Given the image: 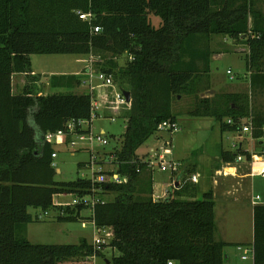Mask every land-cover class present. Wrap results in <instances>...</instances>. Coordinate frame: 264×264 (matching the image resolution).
Listing matches in <instances>:
<instances>
[{"label":"trees","instance_id":"trees-1","mask_svg":"<svg viewBox=\"0 0 264 264\" xmlns=\"http://www.w3.org/2000/svg\"><path fill=\"white\" fill-rule=\"evenodd\" d=\"M152 16L160 19L157 27ZM213 36L242 42L251 91L264 89L260 0H0V264H93L89 257L94 249L85 239L78 244L30 243L25 228L41 219L29 213L31 208L53 212L57 222L87 220L96 229H108V247L118 255L103 264H224L226 244L215 240L211 191L196 199L194 184L181 172L177 187L154 201L151 180L146 188L139 186L146 166L136 155L159 124L176 120L171 106L182 95L195 96L187 115L213 118L221 133H240L251 117L252 137L264 142V114L253 112L247 94L200 97L211 89ZM90 53L102 57L97 66L113 74L130 95L128 109L117 115L126 117L119 147L102 153L99 162L113 165L127 179L124 184L93 183L85 177L55 181L54 149L40 142V134L63 128L67 120L88 119L90 96L73 91L80 89V77L74 74L49 77L50 89L68 92L43 93L30 56ZM122 56L126 61L119 65ZM19 75L24 84L17 91L13 79ZM239 155L250 160L242 150L220 152L223 162ZM109 195L111 200H103ZM60 196H97L104 203H97L87 218L81 215L89 206H62L56 200ZM252 247L253 264H264V204L253 207Z\"/></svg>","mask_w":264,"mask_h":264},{"label":"rangeland","instance_id":"rangeland-1","mask_svg":"<svg viewBox=\"0 0 264 264\" xmlns=\"http://www.w3.org/2000/svg\"><path fill=\"white\" fill-rule=\"evenodd\" d=\"M160 23V19L157 17H151V24L154 27ZM225 39V38H224ZM218 37L214 41V50L220 51L223 55L220 58H214L211 61V81L210 90H214V94H222L227 88L235 86L246 75L244 54L246 51L242 49L246 48L241 41L226 39ZM225 42V44H224ZM119 65L125 64L126 56H122L117 59ZM31 70L34 74L40 77L38 85L43 93H60L68 92L67 89H49V77L55 74H74L81 76V73L86 67L87 60L85 56L81 55H31ZM230 71V75L227 72ZM233 77L230 80L229 77ZM23 78L15 76L13 83L17 91L21 90ZM222 90V91H221ZM78 92H85L83 87ZM209 91V90H208ZM207 92V91H204ZM203 92V93H204ZM211 96V95H206ZM205 96V97H206ZM177 102H172L171 111L176 116V122L178 124V131L175 133H168L167 131H160L153 134L148 138L144 144H142L136 151V155L142 161H146L149 156L156 153L161 148H164V141L170 140L171 146L168 149L171 150L170 155L165 159L169 163H178L180 167L177 173H180L182 166L188 164H197L199 160L204 159L208 155L214 142L221 140L224 146H230L234 140V133L220 134L217 130H208L199 126L200 118H194L187 115V109L190 108L195 100L193 95H182L177 97ZM256 102L259 106H264V96L260 97ZM264 108V107H261ZM123 115V111L120 113ZM92 133L99 135L103 133L104 138L108 141L105 146L95 145L93 148L94 153L98 152L109 153L119 147V141L123 135L126 127V117H116L114 120L104 118L103 115L97 117L92 121ZM84 149V147H81ZM233 150V149H232ZM57 158L54 160L56 165L55 169V181L58 182H70L77 178L89 177L90 170L87 166H80L90 160V152L88 150L72 151L66 147H58L56 149ZM196 153V155H194ZM202 155V156H200ZM200 156V157H199ZM104 171H113L115 167L110 163H106L101 166ZM153 176L154 183L157 185H167L170 177H175V173L169 169L165 172L158 170L154 167L149 169ZM148 180H142L139 183L140 187L146 188V182ZM253 187H251L250 180H245L241 183L244 190L237 196V203H232L224 198L219 199L218 207L216 208V225L217 230L215 236H225L229 239H234V242H250L252 229V216L249 211L250 198L258 196L260 198L256 204L264 203V178L256 177L252 179ZM231 183V182H230ZM236 183V182H235ZM232 184V183H231ZM235 185V184H234ZM173 186V182L171 183ZM112 196H104L103 200H111ZM74 198L72 196H60L56 200L65 206L70 204ZM198 199H202V194L198 196ZM214 201V200H213ZM29 212L33 215L41 216L42 220L39 222L31 223L26 226L24 232L25 238L30 240V243L36 245H61V244H78L80 240L86 239V241L92 243L94 237L97 235L96 228L93 223L84 221L75 222H57L54 220V213L49 212L44 215L39 209H29ZM82 217L90 218L92 213L90 210H84ZM234 245L227 246V249L234 252L231 256V260L228 264H252L251 258L248 260H241V253L238 252ZM104 258H97L96 263L102 264L104 260H110L113 256H117L118 252L112 250L109 247L104 248ZM226 262V260H225ZM224 262V264H225Z\"/></svg>","mask_w":264,"mask_h":264},{"label":"built area","instance_id":"built-area-1","mask_svg":"<svg viewBox=\"0 0 264 264\" xmlns=\"http://www.w3.org/2000/svg\"><path fill=\"white\" fill-rule=\"evenodd\" d=\"M90 15H83L84 19H88ZM94 32H98V28L94 29ZM87 64L84 68V71L81 73L79 78V87H83L86 94L90 96V112L89 118L85 120H67L63 128L56 130L54 132H45L44 134H40V142L41 144H50L54 151L51 153L52 163L51 166L53 168L56 167L54 160L57 158L56 149L58 147H66L68 150L72 151H81L88 150L90 152V160L87 162L86 166L90 170L89 178L93 183H112V184H124L127 182V179L115 173L114 171L111 174L105 173L102 169V164L99 163L102 158V154L93 151L95 145L105 146L108 141L104 138L103 133L99 135H95L92 133V121L101 115L104 118H109L110 120H114L118 113L121 111H125L128 109V103L123 95V89L120 88L119 84L115 82L114 76L111 73H107L102 71L97 64L99 62H103V59L99 55H95L90 53L86 55ZM129 60H132V57H128ZM230 71L227 72V75H230ZM230 80H233V77H229ZM108 114V115H107ZM109 114H111L109 116ZM252 118L249 117L247 119L246 124L242 126L241 133H246L252 137ZM230 123V121H228ZM264 130V128H263ZM157 131H167L172 134L178 131V124L176 121H164L158 125ZM81 147H84L82 149ZM170 154V151L164 144V148H161L153 155L149 156L146 161H142L141 163L145 164V166L149 169H153L154 167L158 168L160 171L165 172L171 169L174 173H176L180 167L178 163H169L166 162L165 159ZM238 161L241 160V157L237 158ZM262 161L257 156H253V161ZM106 163V162H104ZM139 172V169L136 170ZM110 172V171H107ZM256 175L264 178V162L260 163V167ZM86 178V177H85ZM193 182L196 181L195 177H191ZM167 196V195H166ZM154 201L161 200L165 198L164 196L152 195ZM260 198L258 196L255 197V201H259ZM104 203L97 196H92L89 198L82 199H73L72 205L84 204L89 206V210L93 213L94 206L97 203ZM47 212H44V215H47ZM42 218L41 216H39ZM97 235L94 237L92 241V246L94 249V254L89 257V259L96 263L97 253L103 254L104 248L108 247L110 242V236L108 229H96ZM236 250L241 253V260H248V257H253V247L248 245H236ZM103 264V263H102ZM166 264H176L173 260H169Z\"/></svg>","mask_w":264,"mask_h":264},{"label":"crops","instance_id":"crops-1","mask_svg":"<svg viewBox=\"0 0 264 264\" xmlns=\"http://www.w3.org/2000/svg\"><path fill=\"white\" fill-rule=\"evenodd\" d=\"M260 5L264 11V0H260ZM218 37H222V36H213L211 38V43H210V49L212 51V55L210 57V83L211 84H212L211 61L214 58H220L223 55L222 53H220V51H216L213 48L214 41ZM223 39L225 42H227L226 41L227 37H223ZM242 51L247 52V49L244 48L242 49ZM21 89H22V86H21ZM49 89H50V86H49ZM222 93L247 94L249 96L250 106L253 112H260L264 114V108H261L264 106H259V104L256 102V100L264 96V89H260V87H257L252 93L247 74L244 76V78H242L240 82L238 81V83L235 84V86H232L231 88H227L225 91H222ZM177 100L178 99H175L173 101L177 102ZM194 118H200L199 126L201 128H206L208 130L209 129L217 130L218 133L220 134V137L223 134L219 130V127L213 118L211 117H194ZM234 134H235L234 140L229 147L224 146L221 143V140L218 142H214L211 150L208 152L209 154L203 157L204 159L199 160L196 165L188 164L187 166H184V167L182 166L180 170V173L186 172L187 180L191 182L192 184H194L196 188V196H195L196 199H198V196L200 194L203 195L204 193L211 191L212 197L215 203V206H214L215 219H216V208L218 207L217 201H219V199L221 198H224L225 200L227 199L231 201L232 203H237V196L240 195L242 190H244L241 183H244L245 180H250L251 187H253L252 179L256 177H260L256 175V173L258 172L260 163L264 162V161H259V160L255 162L253 161V156H257L259 158L260 152L263 151L262 149L264 148V142L262 140L251 139V136L246 133L240 132V133H234ZM164 144H166V147L168 148L169 146H171V141L165 140ZM168 150L171 153V150L170 149ZM221 150L232 152V153L236 150H242V151L248 152V154L250 155V160L247 159L246 156L239 155L236 157V159L233 162H223V160L220 157ZM194 155H196V153H194ZM238 157H241L240 161L237 160ZM180 173H177V174L175 173L176 175L174 178L170 177L167 185L166 184L157 185L156 183H154L153 176L147 167L141 171L140 176L138 178L140 181L146 180V179L148 181L151 180L153 195L166 197V195L169 194L171 183L173 182V185H174L177 179L179 183ZM191 177H195L196 181L193 182L191 180ZM256 202L257 201H255V197L250 198L249 211L252 216V229H250V232H251L250 242H243V241L234 242L233 241L234 239H229L226 237V235L225 236L220 235L219 238L215 236L216 241L226 244V246L223 249L225 260H226L225 264L229 263V261L231 260V256L234 253L233 251L231 253L230 250L227 249V246H232V245L236 246L239 244L252 246V243H253V207L255 205H259V204H256ZM33 216H37V215L33 214ZM216 230H217V225L215 222V233H216ZM25 231L27 232V229ZM28 238L27 240L30 242ZM250 258L253 264V257H250Z\"/></svg>","mask_w":264,"mask_h":264},{"label":"water","instance_id":"water-1","mask_svg":"<svg viewBox=\"0 0 264 264\" xmlns=\"http://www.w3.org/2000/svg\"><path fill=\"white\" fill-rule=\"evenodd\" d=\"M214 93H215L214 90H209V91H207V92L201 93V94H200V97H205L206 95H213ZM123 95H124L126 101L129 102V100H130L129 92L124 91V92H123ZM177 185H178V179L176 180V183L173 185V187L176 188ZM170 189H171V188H170ZM169 191H170V190H169ZM105 264H108V262H105Z\"/></svg>","mask_w":264,"mask_h":264}]
</instances>
